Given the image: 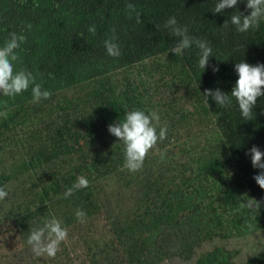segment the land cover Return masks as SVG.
I'll use <instances>...</instances> for the list:
<instances>
[{"label":"trees","instance_id":"1","mask_svg":"<svg viewBox=\"0 0 264 264\" xmlns=\"http://www.w3.org/2000/svg\"><path fill=\"white\" fill-rule=\"evenodd\" d=\"M128 3L136 12L129 11ZM216 3L0 0V46L10 33L24 35L26 41L17 50L21 62L16 67L30 71L36 82L52 93L49 99L37 103L32 102L31 87L14 98L0 94V112L20 118L30 106L45 109L57 95L117 73L126 74L143 66L161 75L177 65L180 74L189 76L200 97L197 103L201 109L195 114L208 115L219 130L207 139L204 151H196L198 144L189 149L195 157L192 163L171 165L165 158L169 153L166 149L163 159L161 153L149 154L140 170L129 171L123 167V142L108 131L109 125L124 120L125 111L143 108L139 96L143 95L144 81L131 83L127 79L114 98L108 89L98 92L94 101L97 105L81 118L73 120L66 114L59 125L48 126L45 137L39 134L45 143L35 151L37 158L33 161L24 162L12 174L0 171V187L8 192L0 200V212L10 198L9 187L14 186L16 197L18 192L25 196L34 192L33 199H24L18 206L10 203L8 222L26 231L28 237L30 230L42 227L45 219L61 217L64 227L77 228V242L85 246L84 264H163L173 256L189 260L188 264H235L238 250L218 244L210 251L197 254L196 250L202 242L212 243L217 238H245L264 232V189L253 179L260 170L253 168L248 155L253 146L264 152V97L257 99L247 120L241 116L235 98L230 106H219L211 98L206 103L203 93L220 89L230 96L239 78L236 63L264 64V19L258 28L239 33L230 19L237 11L250 14L247 0H239L237 6L221 13L212 11ZM136 13L140 14V23ZM171 17L176 18L178 26L187 27L190 37L204 40L211 47L212 56L205 69L199 67L200 49L195 44L172 52L180 37L165 27ZM91 26H95V34L88 31ZM108 39L118 44L119 56L107 54ZM214 67L219 71L214 72ZM189 117L191 114L180 116L176 123L181 125ZM170 125L166 138L173 135ZM2 129H9L4 115H0V136L4 135ZM43 166L48 170L45 179L31 173ZM25 173L32 189L21 186L22 180H18ZM33 176L39 184L32 181ZM81 176L89 186L63 198ZM247 198L260 202V208L242 207ZM122 204H128L126 209ZM204 205L206 212L201 210ZM78 209L86 213L83 223L76 217ZM96 219H103L106 226L92 236ZM243 264H264V252Z\"/></svg>","mask_w":264,"mask_h":264},{"label":"rangeland","instance_id":"2","mask_svg":"<svg viewBox=\"0 0 264 264\" xmlns=\"http://www.w3.org/2000/svg\"><path fill=\"white\" fill-rule=\"evenodd\" d=\"M170 69L172 77H170V74L166 76L165 73H161V75H159L147 69H135V71L127 75L125 73H117L106 80L94 81L85 86L77 87V89L61 93L57 95L54 101L49 102L45 109L38 110L30 106L20 118L17 116L15 118L12 114H5L4 117L7 119L9 129H2L4 135L0 136V171L12 174L14 171H18L24 162L33 161L32 158H37L34 154L35 151L38 150L40 145L45 143L39 134L45 137L47 135V128H49L48 126L52 125L53 128L56 127L54 123H58L59 125L66 114L73 120L75 118H81L90 111V107L97 105L94 101L96 100L95 95L98 92H106L108 89L111 91L110 95L114 98V94H119L123 89L122 87L127 81V76L135 72L139 74H134L130 78L134 79V81L141 80L146 82V89L144 88V90H142L143 95L139 96L144 103L143 107L145 111L147 109L148 112H156L160 116L159 126H166L168 128L170 125L169 118L172 117L173 120H175L172 121V125H170L173 127L175 135L167 137L165 142L158 141L155 148L151 150L149 154L154 155L158 153L160 155V153L164 152V149L167 148L169 153L166 154L165 158L171 165L187 162L189 159L188 153L184 154L183 152L197 144L204 146L205 137L210 134L213 126L209 120L206 118L201 119L200 115L195 114L196 106L193 105L194 100L191 97L189 89L185 88L187 90H179L175 88L184 76L179 73L177 67H172ZM160 77L163 78L161 81L159 80ZM172 100L178 101L171 106L172 102H169ZM86 102L90 105L85 104ZM186 111L193 113V116L189 117L185 123L178 125L176 123L178 122L176 120L178 119V114ZM58 164L59 166L62 165L60 163ZM162 164H165V162ZM61 167L65 169L66 165ZM28 173H33L34 176H40L45 179L48 170L43 166L42 168L37 167L35 171L33 170L31 173ZM28 173L19 176L18 180H22L21 186L32 189L33 187ZM34 176L32 181L39 184ZM17 188L20 189L19 187ZM9 189L11 190L10 198L5 202L0 212V264H84L86 262V256H84L86 254L85 246L77 242V239L80 238L77 233V228L71 226H65L68 230V238L65 242L61 243V250L57 252L54 258H49L46 255L42 257L35 256L31 246L27 243L28 237H26V231L17 228L7 220L10 215H12L10 213V203L18 206L17 204L22 203L24 199H33L34 192L29 193L27 196H25V194L21 195V192H18V196L16 197L14 186L9 187ZM13 193L15 194L13 195ZM125 196H129L128 191ZM126 205L128 204H122L121 206L126 209ZM15 206L11 209L16 212ZM8 211L10 212L8 213ZM202 211L206 212L207 210L202 209ZM58 219L62 221L61 217H58ZM105 226L103 219H96L94 220L90 233L92 236L93 234L97 236L99 231L103 230ZM217 244L224 245L226 249L239 250L240 254L236 261L244 262L263 250L264 233H258L255 237L247 239L235 240L231 238H217L213 240L212 243L202 242V244L197 247L196 252L211 250ZM188 263L189 261L185 259L180 260L177 256H173L167 259L163 264Z\"/></svg>","mask_w":264,"mask_h":264},{"label":"clouds","instance_id":"3","mask_svg":"<svg viewBox=\"0 0 264 264\" xmlns=\"http://www.w3.org/2000/svg\"><path fill=\"white\" fill-rule=\"evenodd\" d=\"M238 2L239 0H217V3L212 11L214 13H221L224 9L234 8L235 6H237ZM127 7L130 12H136L135 6L133 4L128 3ZM246 7L247 9L251 10L249 15H244L243 13L238 11L231 15L230 22L235 27L236 31L239 33H245L252 28H258L260 21L264 19V0H247ZM136 16L137 23H140V14L136 13ZM227 23L228 21L225 22L224 26H227ZM165 27L171 28L172 34L174 36L180 37L178 43L172 49V52L179 53L181 52V50L187 49L193 44H195V46L200 49L199 67L205 69L208 65L209 58L212 56V49L207 44V42L204 40H195L194 38L190 37L187 34V27L178 26L175 17L169 18L165 24ZM88 31L95 34V26L89 27ZM25 41L26 37L24 35L10 33L9 38L6 40L4 45L0 46V94L5 97L14 98L17 95L26 92L31 87L33 97L32 102L37 103L41 99H49L52 93L49 90L44 89L42 84L37 83L36 78L30 71L23 68L18 69L16 67L17 63L21 62L17 50L20 49L21 44ZM105 48L109 56L117 57L120 55L119 46L118 44L114 43L112 39L105 40ZM172 67H177L178 69H180V67L177 65H173L171 66V68ZM141 69L147 68H143L142 66ZM141 69L138 68V70ZM169 69H167V71L164 70L162 73H165L166 76L170 74V77H172L171 69ZM132 71L135 70L127 72L126 75ZM213 71L217 72L219 71V68L214 67ZM235 71L238 74L239 78L236 81L235 86L233 87L230 93V96L228 93H225L220 89H216L214 91L206 90L203 95L205 97L206 103H208L209 98H211L219 106H230L232 103V98H235L241 116L249 120L252 117L253 108L257 103V99L260 97H264V64H257L253 66L249 63L241 61L235 64ZM134 74L139 73L135 72ZM134 74H130L127 76V79H129L131 83H133L134 79L130 77ZM179 82L180 83L177 84L175 88L179 90H187L185 88H188L191 92V97L194 100L193 105L196 106V111L201 109L200 105H198L197 103L200 101V97L196 93L197 91L194 87V84L189 81V76L185 78L184 75V78H182ZM145 85L146 82H144V86ZM177 101L178 100H172L169 103L172 102L171 106H173ZM3 104L4 107H7V101H4ZM139 109L140 110L134 109L131 111H125L126 115L123 121H119L117 123L109 125L108 127L109 133L118 138L119 141L123 142L125 157L123 167L131 172H136L142 168L144 160L148 156L149 152L155 148L158 141H162L166 138L168 131L166 126H159L160 116L156 112H148L147 109L145 111L144 107ZM196 113H200V111ZM5 114L6 113L4 112H0V115ZM188 114H191V116L193 115V113H189L188 111L180 112L178 114V118L180 116H187ZM199 115L201 119L206 118L212 123V119L210 117H207L208 115H204L203 113H200ZM169 120H173V118L170 117ZM186 121L187 120H185V122ZM158 126L159 132H157ZM212 126L213 127L210 131V134L205 137V142L212 135H214L215 132H219L218 128L215 127L213 123ZM172 132L170 133L175 135V132ZM194 147H191L189 149H193ZM196 147L197 152L204 151V149H202L203 145H198ZM189 149L183 152L184 154L188 153L189 159L187 160V162L178 164L192 163L194 161V154L192 153V150L190 151ZM164 155L165 154L161 152V159L164 158ZM248 155H250L251 157V163L253 168L260 170L259 173L253 177V179L261 189H264V152H262L257 146H253L250 149ZM88 186L89 182L85 177H78L77 183L64 192L63 198L67 199L68 197L73 195V192L75 190L79 188H86ZM7 195L8 192L6 191V189L0 187V200H4ZM245 201L246 202L242 203V207H246L250 210L260 208V202L256 201L255 199L247 198ZM206 204L208 206L209 201H206L205 205ZM205 205L201 208V210H207L205 208ZM197 212H199V210H197ZM184 213L190 216V213H188L187 211ZM76 217L81 223H83L86 217V213L78 209L76 211ZM258 233L261 234L264 232ZM258 233H255L253 236H247L245 238L236 237L231 239L237 240L252 238L255 237V235ZM67 238V228L63 226L61 220L53 216L51 219H45L42 227L30 230L27 243L29 246H31L35 256L42 257L46 255L49 258H54L57 252L61 250V243L65 242ZM262 252H264V248L262 251L256 253L253 256H256L257 254H260ZM198 253H200V251H198ZM237 257L234 259L235 264H243L248 260L247 259L244 262H238L236 261Z\"/></svg>","mask_w":264,"mask_h":264}]
</instances>
